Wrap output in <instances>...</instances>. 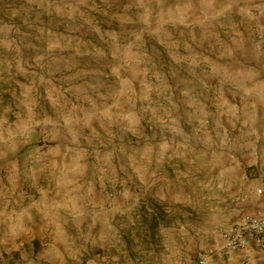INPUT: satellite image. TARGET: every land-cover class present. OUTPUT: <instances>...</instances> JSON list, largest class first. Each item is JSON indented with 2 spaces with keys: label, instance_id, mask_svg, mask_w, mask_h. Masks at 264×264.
I'll list each match as a JSON object with an SVG mask.
<instances>
[{
  "label": "rangeland",
  "instance_id": "374dc122",
  "mask_svg": "<svg viewBox=\"0 0 264 264\" xmlns=\"http://www.w3.org/2000/svg\"><path fill=\"white\" fill-rule=\"evenodd\" d=\"M262 114L264 0H0V264H229Z\"/></svg>",
  "mask_w": 264,
  "mask_h": 264
},
{
  "label": "crops",
  "instance_id": "0c3cea01",
  "mask_svg": "<svg viewBox=\"0 0 264 264\" xmlns=\"http://www.w3.org/2000/svg\"><path fill=\"white\" fill-rule=\"evenodd\" d=\"M264 117V114H262ZM254 117L256 119L259 120L260 114L259 113H255ZM264 119V118H263ZM26 137V131H20V133H18V141L20 143H27L28 141L25 140ZM6 137H3L0 139V142L5 141ZM7 144V143H5ZM15 147H17V143H12L11 147L8 148V150L10 149H14ZM4 148L0 149V181H2L4 178H8L6 176L2 177L3 173H2V164L4 163V155H5V151L3 150ZM14 153H16V150L14 149L13 151ZM5 166V165H3ZM19 165H15L14 167H18ZM20 167H22V165L20 164ZM21 173H20V177H22L23 175V179L25 177H29L28 174H26V169L24 171L23 168H21ZM17 172V169H15ZM19 173V171H18ZM15 181H19V177L16 174V177H14ZM58 186H61L60 183H58ZM258 185H250L249 189L251 190H247L248 193L243 194L245 196V198H242L241 202H236V204L233 206L235 209V216L239 217L241 214H250V213H255L258 212H263L264 213V199H260L258 200L257 197H255V193H256V189H257ZM250 192V193H249ZM36 206L34 204H30L25 210H21L19 212H11L13 214L11 215H6L5 216V211L1 212L0 211V231L3 235H5V238L3 237L2 234H0V236L3 237V241H7L8 244H16V242L19 240L20 235H23V233H27V230L31 229L34 225L35 222L37 221V217L35 215V209ZM3 217H6L3 218ZM41 220V219H40ZM15 221V222H14ZM4 222V223H3ZM41 222V221H40ZM2 223V224H1ZM12 224V228L10 229V232L7 233L6 232V228H4L6 226V224ZM4 229V231H3ZM23 229V230H22ZM5 232V233H4ZM9 234V235H7ZM225 257H223L224 259L226 258L229 264H233L234 262L237 264H243L244 262H247L249 264H264L261 256L259 254L258 251L254 250V249H248L246 251L243 252H238V253H224Z\"/></svg>",
  "mask_w": 264,
  "mask_h": 264
},
{
  "label": "built area",
  "instance_id": "2783aa9c",
  "mask_svg": "<svg viewBox=\"0 0 264 264\" xmlns=\"http://www.w3.org/2000/svg\"><path fill=\"white\" fill-rule=\"evenodd\" d=\"M257 194H262V190H258ZM221 238L222 244L219 251L223 253H238L254 249L259 252L264 263L263 213L241 214L224 228Z\"/></svg>",
  "mask_w": 264,
  "mask_h": 264
}]
</instances>
